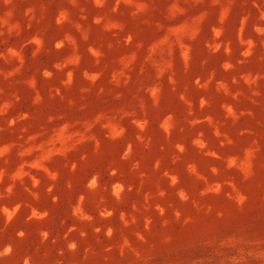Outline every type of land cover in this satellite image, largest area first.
<instances>
[{
  "label": "rangeland",
  "instance_id": "rangeland-1",
  "mask_svg": "<svg viewBox=\"0 0 264 264\" xmlns=\"http://www.w3.org/2000/svg\"><path fill=\"white\" fill-rule=\"evenodd\" d=\"M0 264H264V0H0Z\"/></svg>",
  "mask_w": 264,
  "mask_h": 264
}]
</instances>
